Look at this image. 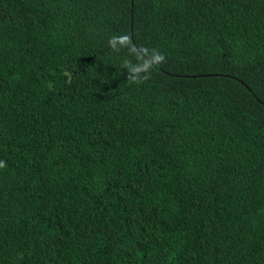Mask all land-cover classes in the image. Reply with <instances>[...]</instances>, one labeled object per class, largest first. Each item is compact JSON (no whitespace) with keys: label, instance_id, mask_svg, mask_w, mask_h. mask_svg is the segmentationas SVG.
Returning <instances> with one entry per match:
<instances>
[{"label":"trees","instance_id":"16d2710c","mask_svg":"<svg viewBox=\"0 0 264 264\" xmlns=\"http://www.w3.org/2000/svg\"><path fill=\"white\" fill-rule=\"evenodd\" d=\"M0 161V264H264V0H0Z\"/></svg>","mask_w":264,"mask_h":264},{"label":"clouds","instance_id":"9594fccd","mask_svg":"<svg viewBox=\"0 0 264 264\" xmlns=\"http://www.w3.org/2000/svg\"><path fill=\"white\" fill-rule=\"evenodd\" d=\"M115 40H116L115 37L110 38V40H109V46L110 47L115 48ZM164 61H165V56L162 53L156 54L155 56H153L152 61L150 63H147L146 67L141 68V71L142 72H149L153 65H158ZM139 73L140 72H137L136 76L131 78L133 82L141 83V82H143V80L148 79V76L140 77ZM5 166H6L5 163L3 161H0V168H3Z\"/></svg>","mask_w":264,"mask_h":264}]
</instances>
